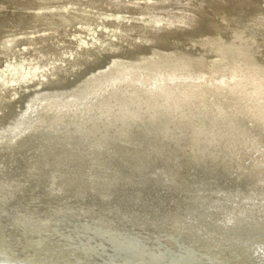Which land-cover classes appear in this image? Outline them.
<instances>
[{"label":"bare ground","instance_id":"6f19581e","mask_svg":"<svg viewBox=\"0 0 264 264\" xmlns=\"http://www.w3.org/2000/svg\"><path fill=\"white\" fill-rule=\"evenodd\" d=\"M60 1L15 0L26 11L39 8L35 27L48 24L44 11ZM5 2L0 0V10ZM144 2L134 7H179V0ZM223 2L191 0L188 11L201 17L200 30L160 36L150 54L114 58L111 69V58L103 61L107 73L92 61L66 82L38 84L35 93L45 97L34 109L26 108V101L37 98L29 90L56 65L40 56L3 70L0 93H11L0 109V156L5 158L0 162V264H264V24L252 27L250 17H264V8ZM111 6L116 12L125 7L116 1ZM28 21L26 13L11 10L0 17V37L12 35L14 44L20 42L19 30ZM92 41L73 46L77 60L88 52L102 54L99 40L92 36ZM258 45L262 49L254 57L250 50ZM201 46L214 52L206 58ZM22 92L24 113L16 115ZM57 129L74 133L73 142L85 144V150L73 153L63 146L67 141L51 145L39 159L28 153L32 159L18 160L25 178L15 172L13 153L57 140ZM164 164L212 173L220 183L214 201L200 194L204 186L186 187L155 175L154 168ZM76 165L86 166L85 178ZM124 168L154 169L158 192L142 203L137 191L133 207L110 204L111 192L127 179ZM37 175L47 178L48 203L39 194L27 196ZM147 182H140L139 191ZM180 190L191 195H177ZM85 196L93 202L78 203Z\"/></svg>","mask_w":264,"mask_h":264},{"label":"rangeland","instance_id":"374dc122","mask_svg":"<svg viewBox=\"0 0 264 264\" xmlns=\"http://www.w3.org/2000/svg\"><path fill=\"white\" fill-rule=\"evenodd\" d=\"M73 1L74 0H61L58 3H54V6L49 7L48 12L44 11L45 14L49 15L48 24L39 25L37 27H35L37 25L35 16L40 15V10L37 7L28 8L26 11L25 9L22 8L21 5L16 4L15 0H6L5 2L6 8H3L0 10V17L8 15V13L11 10L13 12L26 13L29 16L28 23H26V25H24V27H22L19 30V35L21 39L20 42H17L16 44H14L12 42L13 40L12 35L8 37L7 36L0 37V74H2L3 70L9 64H15V63L17 64L18 62H22V61L25 63H32V62H35V60L40 56L45 58L47 61L52 62L56 65L55 70L51 68L50 72H47L44 77L37 80L30 88L29 90L30 95L35 94L31 96L32 97L36 96L37 98L39 96V99L32 98V99H35L33 100V102H31L32 99L31 100L29 99L28 101H26L25 104H28V106L26 105L27 110L28 108L34 109L35 107H38L39 104L43 102L44 100L45 96L35 93L36 91L39 90V88H41V86L38 87V84H43L45 83V81L46 82L65 81L66 82L75 73H77V71H79L82 68H85L86 66L91 65L92 61L96 62V65H95L96 67L99 66V64H102V68L100 70H102L101 72L105 73L106 72L105 70L108 65L106 67H103L104 64H107V63H103V61H110V58H111V63L109 66L111 69L112 66L115 64V62L112 63V61H114L113 60L114 58H118L119 60H124V59L128 60L129 56L131 55H145V54H150L148 52H153L157 48L156 41L160 36L172 37L175 35L187 34L190 32H197L200 30V18L201 17L195 16L194 14L191 15V12L188 11L191 6L190 4L191 0H179V7H178L180 8L179 10L178 8H176L175 10V9H171L170 7H165V6H159L157 8H154V7L150 8L149 6H148L149 8L147 6H143V7L139 6L141 9L139 7H136V8L134 7L136 3L137 5L138 4L143 5L145 4L144 1L147 2L148 0H81V4L79 6H75L73 4ZM113 1L120 2L125 7L123 6L124 8L120 10L119 12L112 10L111 3ZM223 4L224 6H228V7H232V6L240 7L241 6V7H245L250 10H253V11H258L264 8V0H224ZM51 9H56L57 12L52 13L50 12ZM201 9L207 10L205 6H202ZM64 11L65 12L67 11V12L63 13L65 16V19H62L60 16V13ZM144 21H146L147 23H144ZM92 36H94L96 39L99 40L98 43L101 45V48L103 50L102 54L95 55L93 52H88L86 54L84 53L81 60H77V58L75 57V55H73V52H72L73 46L79 41L91 42ZM105 50H108L111 52L106 54L104 53ZM64 54H66V56H64ZM101 72H98V73H101ZM10 93H11L10 90L0 93V109L3 106V103H5L6 101V97H8ZM21 95H25L24 92L20 93L18 97L19 99L16 100V102H18L16 103V107H17L15 110L16 115H21L24 113V110L20 109V104L22 102V100L20 99ZM17 111H19V113H17ZM12 118H14V116L12 113H10L9 116L7 117L8 119L7 121H9L8 122L9 126L13 124ZM58 132H59L58 134L57 133L54 134V137H56L57 140L54 139L53 142H44V144L38 142L39 144L36 143L37 147L36 145L34 146L32 145L33 147L29 149L30 151L28 150L29 152L28 151L25 152L24 150V151H19L17 153H13L14 155L11 154L17 159L16 165H15V168L17 170L15 169V172H18L21 177L25 178L26 173L24 170L21 169L18 160H21V158L24 156H28L27 158L32 157L34 160L39 159L43 151L50 150L51 147H54V146L57 147L59 145H63L66 141H67L66 144L69 146H67L66 144L63 146L65 147V149L67 148L68 150H71L73 153L77 152L76 149H78L79 151L80 150L79 147H81V150H83V147H84V150H85L86 148L85 144H76V140H75V143L73 142L74 141L73 137L75 135L74 133L66 132V131H64L63 133V130L61 129H59ZM69 134L70 136H66ZM58 136L60 137V140L57 138ZM70 137H72L71 141H69L68 139ZM68 141L70 142V144ZM46 144L49 147L51 145L52 146L50 148L48 147L49 148L48 149ZM32 152L33 153L37 152L35 153L36 156L33 155ZM28 153L32 154L30 155L31 157L29 156ZM4 161H5V158L4 157L1 158L0 156V162H4ZM68 165L70 166L73 164H68ZM159 166L154 168L155 171L154 169H152V170H148L147 172L146 170H144L142 172H135V173L130 171L127 168H124L121 171V175H123V177L125 179L127 178L128 180L126 179V181L122 182V184L120 183L117 184V186L114 188V191L111 192V195H113L112 196L113 200L110 202V204L113 203L112 205L114 206L115 205L121 206L125 202H127L128 206L133 207L134 205L133 201L135 200V197H136L135 195H138V194H139L138 196H140V199L142 198V200H138V201L140 202L144 201L142 203H146L145 201H147V199L150 198L149 196H151V194L153 195L154 193L158 192V188H155L153 186L154 178L152 179V177H154L155 175H159V174H161L160 176H162L165 180H167L168 178H169L168 180L175 179L179 183L185 184L186 187L187 186L188 187L199 186V185L204 186L203 187L204 189L202 188V191L204 192H201L200 194L203 197L206 196L210 201H214L215 196L213 193H216L218 191L217 187H218V184L220 183L214 179V176L212 173L211 175L210 174L206 175L203 172H201L200 174L196 172L195 174V170L191 169V167L187 168V170L186 169L180 170L177 167L176 168L174 166L171 167V164H168L166 166L165 164L159 165ZM64 167L66 169L68 166L65 165ZM74 169L76 172L80 173L81 176L83 175L84 178H85L84 174L87 175L88 173L86 166L77 167L76 165ZM153 171L157 174H155ZM182 172H184V174H182ZM9 173L11 174V171H9ZM150 174H152L151 177H150ZM43 177L44 176L37 175L35 176L34 179L30 181L31 189L33 190V192L30 189L31 192H28L29 194H27V196L28 197L31 196L30 198L31 200L32 198L37 197L39 194L38 196L40 198L39 200L42 202L44 201V203H48L49 201H52V200H50V198L48 197L47 191H49V188H46L48 187L47 178L44 177L45 178L44 179ZM183 177L185 178L183 179ZM211 179H212V182H211ZM146 180H148V182L145 184L143 189L139 191L138 185H141V183ZM133 187L136 189H134ZM105 188L106 187L104 186L102 187L100 186L99 189L101 191H106ZM137 191H138V194H137ZM132 192L134 194H132ZM189 193L190 192L186 190L185 191L180 190L177 193V195L179 194L182 197L184 196L187 197V195L188 196L191 195V193L190 195ZM65 197H70V195H67ZM91 199L92 198L90 196H85L83 198V201H78V203L80 204L83 203L86 205V204H89L90 202H93V200ZM115 199H116V202H115ZM78 203L76 202V204ZM14 206H15L14 210L17 207L19 208L18 201L15 202Z\"/></svg>","mask_w":264,"mask_h":264},{"label":"water","instance_id":"95a60500","mask_svg":"<svg viewBox=\"0 0 264 264\" xmlns=\"http://www.w3.org/2000/svg\"><path fill=\"white\" fill-rule=\"evenodd\" d=\"M260 13H255V14H251V20H253L252 22L253 23H251V26L253 27H256V28H258L257 27V25H263L264 24V17L263 16H261V15H259ZM248 18H249V16H248ZM223 35H225V37H227V35L228 34H226V33H224ZM229 37V36H228ZM193 39H197L196 37L195 38H193ZM241 42V44H243L244 46H248V45H250L251 44V41L250 40H241L240 41ZM246 43H249V44H246ZM198 44V43H197ZM202 47V46H201ZM254 47V46H253ZM230 48H232V47H230ZM259 49H262L261 48V46H255L254 47V50H250V53L254 56V57H256V55L258 54V51H259ZM202 51H203V54H204V56L207 58L208 56H210V55H212V51L213 50H211L210 48H207V47H202ZM262 51H263V53H264V48L262 49ZM214 52V51H213Z\"/></svg>","mask_w":264,"mask_h":264}]
</instances>
